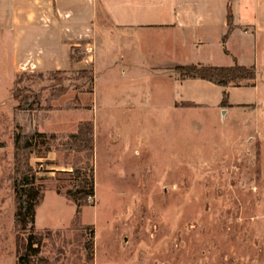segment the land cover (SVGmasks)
Listing matches in <instances>:
<instances>
[{"label": "rangeland", "instance_id": "obj_1", "mask_svg": "<svg viewBox=\"0 0 264 264\" xmlns=\"http://www.w3.org/2000/svg\"><path fill=\"white\" fill-rule=\"evenodd\" d=\"M124 41L99 26L91 67L19 72L4 99L0 82V264H17L24 242L12 220L15 123L54 133L50 149L29 158L41 188L33 264H264V72L254 105L193 104L143 58L126 57ZM13 88L31 109L16 106ZM83 121L93 193L76 208L56 189L82 174L71 170L82 152L62 142Z\"/></svg>", "mask_w": 264, "mask_h": 264}, {"label": "crops", "instance_id": "obj_2", "mask_svg": "<svg viewBox=\"0 0 264 264\" xmlns=\"http://www.w3.org/2000/svg\"><path fill=\"white\" fill-rule=\"evenodd\" d=\"M99 26L122 32L125 56L141 57L147 71L165 74L185 102L219 106L223 90L202 79H180L174 67L189 64L253 66V85L225 88L223 106L243 107L257 100L264 72V0H0L2 99L19 72L90 65ZM137 44L140 50L133 51ZM72 48H80L83 57L70 60Z\"/></svg>", "mask_w": 264, "mask_h": 264}, {"label": "trees", "instance_id": "obj_3", "mask_svg": "<svg viewBox=\"0 0 264 264\" xmlns=\"http://www.w3.org/2000/svg\"><path fill=\"white\" fill-rule=\"evenodd\" d=\"M231 26V16H227V32ZM226 32V34H227ZM226 34L222 37L224 40ZM76 48H72L74 50ZM71 53L69 54V57ZM174 71L180 79L198 78L212 84L221 86V98L219 105H225L227 100V87L251 86L255 78L253 66H243L233 63L230 66H212L202 64L178 65ZM89 73V72H82ZM89 86L87 92L92 89V75L87 74ZM18 89L17 91L22 90ZM13 96H17L16 89L13 88ZM17 98L16 106L23 109H31L27 95L22 94ZM54 138V133L38 131L37 129L23 130L19 123H15L12 131V179L11 187L14 196V210L12 220L17 231L24 234L22 252L17 256V264H33V256L39 250V238L33 231L36 205L41 196V188L38 185L39 176L31 165L29 158L32 154L43 155L50 149V140ZM64 142V143H63ZM62 145L75 152H82L83 163L80 165L73 163L71 170L77 174L82 170V174L75 180V184L57 192L64 193L76 205L88 202L89 196L93 193L92 162L93 137L91 121H83L77 125L75 131L68 134V139ZM43 153V154H42ZM87 248L91 247V241L86 242Z\"/></svg>", "mask_w": 264, "mask_h": 264}]
</instances>
